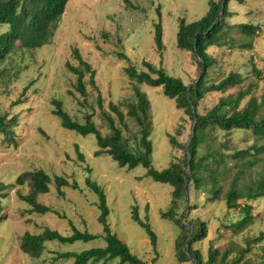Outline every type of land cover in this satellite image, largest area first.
Segmentation results:
<instances>
[{
  "label": "rangeland",
  "instance_id": "rangeland-1",
  "mask_svg": "<svg viewBox=\"0 0 264 264\" xmlns=\"http://www.w3.org/2000/svg\"><path fill=\"white\" fill-rule=\"evenodd\" d=\"M68 0L64 13L50 43L38 48L15 47L0 61V113L17 115L14 136L3 139L0 133V264H72L74 257L65 252L79 253L95 247H103L102 224L98 221V195L87 180L103 190L108 206L106 217L109 227L127 244L131 253L146 264H195L188 259L181 261L176 242L189 234L163 216L173 205L172 186L153 180L141 164L129 169L117 162L96 142L93 134L81 135L61 125L59 117L52 113V99H58L63 109L74 121L83 123L85 115L102 136L111 133L109 115L120 129L127 147H138L139 126L126 114L128 104L135 101L134 88L138 87L149 99L151 161L160 170L171 161L185 168V146L192 133V119L184 109L175 107L174 99L165 96L161 86H150L131 79L125 67L132 65L137 71L147 68L148 61L162 67L166 73L181 77L185 84L198 76L196 57L176 45L179 19L186 22L203 16L208 0ZM217 1V0H215ZM135 6L131 8L129 6ZM230 16L224 22L231 25L221 29L219 44L206 51L215 60L208 69L207 81L217 82L229 72L242 76L239 84L225 91H210L198 101L196 111L204 114L221 96H234L240 87L247 94L239 101L238 109L254 97L258 105L256 118L264 115V0L228 1ZM250 23L255 27L247 33L238 23ZM162 31V48L154 40L155 24ZM0 23V33L7 30ZM95 69L96 90L84 74L87 95L75 90L76 75L66 62L77 65L73 48ZM122 54V55H120ZM26 90L23 91V88ZM99 95V96H98ZM22 102L14 104L15 100ZM114 104L124 114L120 121L111 109ZM176 139L174 145L169 136ZM199 155L217 150L223 154V162L217 167L216 180L206 177L202 169V185L188 184L183 196L176 200L174 214L195 220L203 228L204 235L195 239L193 249L206 260L209 248L219 252L230 248L225 260L215 264H262L264 261V195L248 200L251 218L241 227L235 224L241 216L238 207L228 208L225 191L235 178L234 174L244 160L256 158L249 170L236 177L238 187L264 173V151L241 154L238 151L263 144L264 138L252 128H234L229 131L217 125H208ZM96 151H100L96 155ZM44 170L51 178L48 191L38 193L36 200L50 208L44 213L32 212L22 195L29 193V180L16 183V177L24 172ZM64 177L77 187L56 188L54 178ZM217 193L209 192L211 183ZM239 204L246 201L238 199ZM136 208L140 220L145 221L156 235L153 246L145 229L132 218ZM97 235L83 241L62 243L57 240L44 242L38 256H31L21 249V236L25 231L38 234L44 228L63 235L72 233V227ZM86 264H119V258L88 260ZM123 264H129L127 262Z\"/></svg>",
  "mask_w": 264,
  "mask_h": 264
},
{
  "label": "trees",
  "instance_id": "trees-1",
  "mask_svg": "<svg viewBox=\"0 0 264 264\" xmlns=\"http://www.w3.org/2000/svg\"><path fill=\"white\" fill-rule=\"evenodd\" d=\"M229 0H208V9L200 18L186 22L183 18L179 19L178 29L176 32V45L178 48L190 51L195 57L199 68L197 78L190 84H185L181 77L172 76L162 68L151 64L148 61H143L142 65L147 68V71H137L134 66L128 65L125 67L127 75L138 83H145L150 86H161L165 96L174 99L175 107L184 109L192 119V133L185 146V168L180 163L171 161L169 165L160 170L152 165L151 153L152 142L150 136V112L149 99L146 94L138 87L134 88L135 101L128 104L126 114L133 117L139 126L138 130V147L135 151L130 150L119 128L114 125V121L109 115L106 117L109 120L111 133L108 136H102L96 128L95 123L91 119L90 114L85 115L83 123L74 121L71 116L63 109L62 103L58 99H52V113L59 117L61 125L65 128L76 131L78 134L95 136L97 145L107 152L119 166H127L129 169L141 164L146 168V174L155 181L168 183L172 186L171 202L172 206L163 214L164 217L172 220L181 231H187L188 228L183 223L182 219L186 220L192 228H189V234L182 236L181 240L176 242L179 258L181 261L187 260L188 255L195 264H215L217 261L225 260L230 252V248H226L223 252L211 247L208 250L206 260H202L199 252L193 249L192 243L195 239L204 235L203 228L197 225L195 220L186 219L188 211L184 210L182 218H176L174 209L176 200L180 199L188 184L193 182L198 188L202 185V173H206V177H210L214 182L217 176V167L223 162V154L214 150L209 154L199 155L200 145L204 141V131L208 125H217L224 131H229L234 128H252L260 138H264V115L256 118L258 105L254 97H251L244 107L238 109L239 101L247 94L248 89L240 87L234 96H221L216 104H214L204 114L196 111L198 101L210 91H225L227 88L237 85L241 82L242 76L235 71L229 72L225 77L217 82H208V69L214 64L215 60L206 51L207 47L214 44H219L221 38V29L224 24V19L230 16L228 9ZM243 3L244 0H237ZM68 0H0V23L7 24L8 29L0 33V61L15 47V42H19L21 47L38 48L44 44L50 43L55 33V29L61 19ZM126 2H129L126 0ZM135 8V6H129ZM226 26H231L227 24ZM247 33H252L255 29L250 23H238ZM154 40L157 48H162V31L160 24H155ZM221 44V43H220ZM73 55L78 64L71 65L66 62L67 68L76 75L75 90L81 96L87 95L84 84V74H88V82L97 90L95 83V69L92 65L84 60L80 55L79 50L73 48ZM122 55V54H120ZM26 87L23 88V91ZM99 96V95H98ZM20 99L15 100L14 104L21 103ZM120 121L124 120L123 112L114 104L110 105ZM17 123V115L8 116L5 113H0V133L3 139L11 140L14 136V126ZM169 141L172 145L176 139L173 135L169 136ZM251 150L256 152L264 151V143L253 145L249 148L238 151L241 154L251 153ZM100 151H96L99 155ZM256 158L244 160L234 174V179L230 186L225 191L226 205L228 208L238 207L241 213L240 218L235 224L239 227L243 222L251 218V205L248 200L254 199L257 196L264 195V173H260L258 177L251 179L243 187H238L236 177L249 170ZM204 169V172H201ZM29 180V193L22 195V198L27 202L32 212L44 213L50 210L44 204H40L36 200L38 193L48 191V183L51 178L42 169H36L29 172H24L16 177V183L23 184L25 178ZM209 181V179H205ZM56 188L61 193V186L70 185L76 188L75 181L69 183L67 179L61 176L54 178ZM211 183L209 192L217 193L215 184ZM87 185L94 190L98 195L99 215L98 221L102 224V237L105 241L103 247L90 248L79 253L65 252L64 255L74 257L72 264H86L88 260H97L100 258L111 259L119 258V264L125 262L129 264H146L140 260L135 254L131 253L129 247L124 243L115 232L111 230L107 222L108 206L103 190L96 183L86 181ZM203 186V185H202ZM4 185L0 183V193ZM238 199H245L241 204ZM1 210V204H0ZM132 218L142 226L149 235L150 243L154 246L156 235L150 229L149 225L139 219L136 208L132 210ZM72 233L63 235L56 230L44 228L41 233L34 234L25 231L21 236V249L35 257L38 256L44 248V242L57 240L62 243L74 242L77 240L88 241L95 238L97 235L86 230L80 231L74 226ZM264 232L260 233L256 238H260ZM226 264H235L230 262ZM264 264V261L263 263Z\"/></svg>",
  "mask_w": 264,
  "mask_h": 264
},
{
  "label": "clouds",
  "instance_id": "clouds-1",
  "mask_svg": "<svg viewBox=\"0 0 264 264\" xmlns=\"http://www.w3.org/2000/svg\"><path fill=\"white\" fill-rule=\"evenodd\" d=\"M64 13V12H63Z\"/></svg>",
  "mask_w": 264,
  "mask_h": 264
}]
</instances>
